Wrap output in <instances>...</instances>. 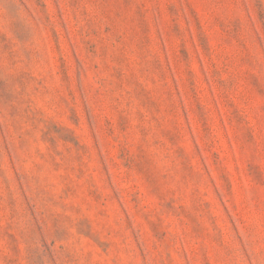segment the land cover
<instances>
[{"label":"rangeland","instance_id":"1","mask_svg":"<svg viewBox=\"0 0 264 264\" xmlns=\"http://www.w3.org/2000/svg\"><path fill=\"white\" fill-rule=\"evenodd\" d=\"M0 264H264V0H0Z\"/></svg>","mask_w":264,"mask_h":264}]
</instances>
